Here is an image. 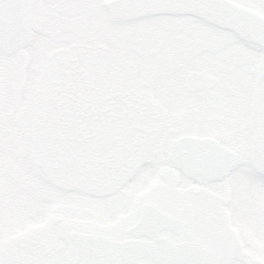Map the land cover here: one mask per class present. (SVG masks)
I'll return each mask as SVG.
<instances>
[{"label":"snow or ice","instance_id":"6c2138e0","mask_svg":"<svg viewBox=\"0 0 264 264\" xmlns=\"http://www.w3.org/2000/svg\"><path fill=\"white\" fill-rule=\"evenodd\" d=\"M264 7L261 0H0V53L22 46L32 35L33 9L84 8L97 13L114 35L125 31L165 30L185 22L202 25L227 37L188 44L162 66L171 102L116 91L108 104L125 114L126 128L108 115L85 121L72 137H60L34 148L23 160L25 173L53 194L48 208L74 196H92L117 233L83 234L76 238L71 264H264V212L255 222L222 193L236 184L264 190V108L251 140L229 135L209 112L225 100L218 83L198 74L223 66L227 54L241 50L264 60V22L240 9ZM228 16L232 28L210 23L207 13ZM251 30V31H250ZM159 177L165 186L140 198L138 192ZM106 182L103 196L89 189ZM48 212L37 216L46 222ZM126 217L127 219H121ZM249 228L259 245L246 252L234 229ZM231 241V249L222 243ZM0 264H8L0 242Z\"/></svg>","mask_w":264,"mask_h":264},{"label":"flooded vegetation","instance_id":"af4514ba","mask_svg":"<svg viewBox=\"0 0 264 264\" xmlns=\"http://www.w3.org/2000/svg\"><path fill=\"white\" fill-rule=\"evenodd\" d=\"M31 16L29 43L0 53V242L8 264H71L74 235L118 234V222L106 220L92 196H74L49 209L45 202L55 197L25 173L24 158L41 144L72 137L85 121L108 115L109 109L121 129L126 128L120 123L126 115L108 104L116 91L156 99L162 108L173 110L163 63L174 60L188 44L215 39L223 49L228 41L191 22L114 35L97 13L84 8H37ZM263 61L235 50L218 70L198 74L220 84L225 102L210 110L209 120L229 135L251 140L258 134ZM164 186L157 177L137 195L147 197ZM105 189L106 182L89 191L100 197ZM222 195L235 200L252 223L258 210L264 212V190L251 184L233 185ZM41 212L49 213L46 222L37 220ZM233 231L242 251L259 245L251 229ZM222 247L231 249V241Z\"/></svg>","mask_w":264,"mask_h":264},{"label":"water","instance_id":"95a60500","mask_svg":"<svg viewBox=\"0 0 264 264\" xmlns=\"http://www.w3.org/2000/svg\"><path fill=\"white\" fill-rule=\"evenodd\" d=\"M240 11L243 13V15L247 18H254L256 20L262 21L264 22V18H262L261 16H259L258 14H256L255 12L248 10L246 8H242L240 9ZM207 19L209 20L210 23L219 25L223 28H232L233 25L231 24L230 20L228 19L227 14L225 13H221V12H210L206 14ZM251 31V30H250ZM251 40H259V39H264V32H260V33H256L254 31H251L250 36L248 37ZM31 37L29 38V40L24 43L22 46H25L29 43ZM17 47L19 46H12L10 47L6 52H10L12 50H15ZM263 70H264V64H263ZM80 235L83 234H76L73 236L74 242L76 240V238Z\"/></svg>","mask_w":264,"mask_h":264},{"label":"rangeland","instance_id":"374dc122","mask_svg":"<svg viewBox=\"0 0 264 264\" xmlns=\"http://www.w3.org/2000/svg\"><path fill=\"white\" fill-rule=\"evenodd\" d=\"M256 12L264 16V10H256Z\"/></svg>","mask_w":264,"mask_h":264}]
</instances>
